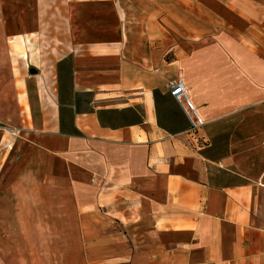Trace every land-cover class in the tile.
Returning <instances> with one entry per match:
<instances>
[{
  "label": "crops",
  "instance_id": "obj_1",
  "mask_svg": "<svg viewBox=\"0 0 264 264\" xmlns=\"http://www.w3.org/2000/svg\"><path fill=\"white\" fill-rule=\"evenodd\" d=\"M0 18L21 116L0 127V264H264V0H0Z\"/></svg>",
  "mask_w": 264,
  "mask_h": 264
},
{
  "label": "rangeland",
  "instance_id": "obj_2",
  "mask_svg": "<svg viewBox=\"0 0 264 264\" xmlns=\"http://www.w3.org/2000/svg\"><path fill=\"white\" fill-rule=\"evenodd\" d=\"M90 0H82V2H89ZM1 21L3 22L4 26L5 23H10V21L7 22V19H1L0 18V42L2 44H0V48L3 51H5V39L6 37L9 38L8 40V45L11 47V42L14 36H10V34L7 31V25L6 28H4V26L2 25ZM25 35V34H23ZM40 36V38L38 37ZM43 34L42 31L41 32H35L34 34V40H35V47L36 49H38V51L40 50V59H37V65H36V70H38L39 73H42L44 71H46V69H48L49 65L47 64L48 62L46 60H43V47L44 45H49L48 43H46L45 41H43ZM48 49V46L47 48ZM3 63L4 69H7L6 67H9L8 62H6L7 60L5 58H3L2 60H0ZM51 63V62H50ZM11 66V65H10ZM33 75V74H32ZM3 81L6 82V84L11 82V74L9 70H6L3 74ZM14 98L12 96V92L10 91V89L5 90V91H0V127H2V131L4 132H9L10 134H15L18 135V127L20 126V120H21V116L18 114V112L15 110V105H14ZM8 139V136H7ZM6 139V140H7ZM4 237L7 236H3L0 235V242L2 241V239Z\"/></svg>",
  "mask_w": 264,
  "mask_h": 264
},
{
  "label": "built area",
  "instance_id": "obj_3",
  "mask_svg": "<svg viewBox=\"0 0 264 264\" xmlns=\"http://www.w3.org/2000/svg\"><path fill=\"white\" fill-rule=\"evenodd\" d=\"M169 89L170 95L180 105L191 124L190 133H197L205 125V123L192 103L184 82L181 80L173 82L169 85Z\"/></svg>",
  "mask_w": 264,
  "mask_h": 264
},
{
  "label": "water",
  "instance_id": "obj_4",
  "mask_svg": "<svg viewBox=\"0 0 264 264\" xmlns=\"http://www.w3.org/2000/svg\"><path fill=\"white\" fill-rule=\"evenodd\" d=\"M30 73L33 74V75H36L37 74V71L36 70H31Z\"/></svg>",
  "mask_w": 264,
  "mask_h": 264
}]
</instances>
